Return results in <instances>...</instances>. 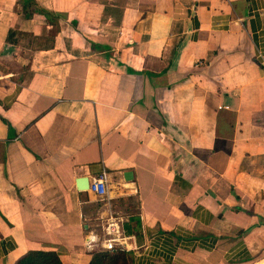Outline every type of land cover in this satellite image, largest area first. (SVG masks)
Returning <instances> with one entry per match:
<instances>
[{"label": "crops", "instance_id": "obj_1", "mask_svg": "<svg viewBox=\"0 0 264 264\" xmlns=\"http://www.w3.org/2000/svg\"><path fill=\"white\" fill-rule=\"evenodd\" d=\"M28 1L0 0V264L119 235L264 264V0Z\"/></svg>", "mask_w": 264, "mask_h": 264}, {"label": "trees", "instance_id": "obj_2", "mask_svg": "<svg viewBox=\"0 0 264 264\" xmlns=\"http://www.w3.org/2000/svg\"><path fill=\"white\" fill-rule=\"evenodd\" d=\"M27 5H35V3L29 0ZM35 7L38 13L50 19L51 13L48 10L36 5ZM130 258V253L125 249H103L93 254L90 264H130ZM16 264H62V262L56 252L31 251L19 259Z\"/></svg>", "mask_w": 264, "mask_h": 264}, {"label": "built area", "instance_id": "obj_3", "mask_svg": "<svg viewBox=\"0 0 264 264\" xmlns=\"http://www.w3.org/2000/svg\"><path fill=\"white\" fill-rule=\"evenodd\" d=\"M106 181V174H103L98 178V180L90 185V191L95 192L97 194H101L105 189V182ZM115 231V230H114ZM118 238H121L118 242ZM106 250H113L117 248H122L127 250L128 246L126 245V240L122 238L120 235L119 237H112L105 241L104 243Z\"/></svg>", "mask_w": 264, "mask_h": 264}, {"label": "water", "instance_id": "obj_4", "mask_svg": "<svg viewBox=\"0 0 264 264\" xmlns=\"http://www.w3.org/2000/svg\"><path fill=\"white\" fill-rule=\"evenodd\" d=\"M125 177L127 178V179H129V178H131V177H133V173L132 172H128L126 175H125ZM78 185L80 186V188L81 189H89V184H88V180L87 179H85V178H82V179H80L79 181H78Z\"/></svg>", "mask_w": 264, "mask_h": 264}, {"label": "rangeland", "instance_id": "obj_5", "mask_svg": "<svg viewBox=\"0 0 264 264\" xmlns=\"http://www.w3.org/2000/svg\"><path fill=\"white\" fill-rule=\"evenodd\" d=\"M262 261H263V260H258V261L254 262V263H252V264L259 263V262H262Z\"/></svg>", "mask_w": 264, "mask_h": 264}]
</instances>
